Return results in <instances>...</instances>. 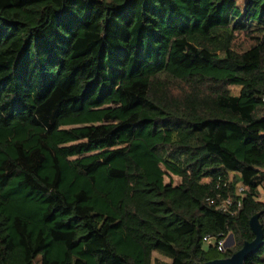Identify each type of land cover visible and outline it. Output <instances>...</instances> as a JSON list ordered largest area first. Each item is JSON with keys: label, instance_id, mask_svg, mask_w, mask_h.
Here are the masks:
<instances>
[{"label": "trees", "instance_id": "trees-1", "mask_svg": "<svg viewBox=\"0 0 264 264\" xmlns=\"http://www.w3.org/2000/svg\"><path fill=\"white\" fill-rule=\"evenodd\" d=\"M259 189L264 0H0V264H264Z\"/></svg>", "mask_w": 264, "mask_h": 264}, {"label": "rangeland", "instance_id": "rangeland-1", "mask_svg": "<svg viewBox=\"0 0 264 264\" xmlns=\"http://www.w3.org/2000/svg\"><path fill=\"white\" fill-rule=\"evenodd\" d=\"M242 2L238 3V5L241 6ZM252 44V40L250 37L244 33L239 34L236 38L235 45H234V50L237 52H242L243 50L247 49L250 47ZM194 64V61L192 58L187 56L185 51L183 49H178L175 48L172 50L170 58H169V63H168V70L171 74L176 75V76H182L185 74L187 69ZM230 94L233 96H237L239 93L240 88L237 86H232L229 88ZM179 90L174 88V93H178ZM165 183L171 182L173 185H177L180 180L177 177L167 175L164 179ZM259 198L258 200L262 203H264V190L259 189ZM230 236V235H229ZM228 236V237H229ZM228 237L226 238V242L223 245V248L230 246L228 245ZM169 261L165 259L164 257L160 256L157 253H154L152 255V264H158V263H163L166 264ZM36 264H40L39 260L36 262Z\"/></svg>", "mask_w": 264, "mask_h": 264}, {"label": "water", "instance_id": "water-1", "mask_svg": "<svg viewBox=\"0 0 264 264\" xmlns=\"http://www.w3.org/2000/svg\"><path fill=\"white\" fill-rule=\"evenodd\" d=\"M259 214L254 215L249 221V227L254 235L251 242H245L240 250L231 257L223 260H215L208 264H244V261L254 254L263 244V235L260 223L258 221ZM228 245L233 244V237L230 235L227 241Z\"/></svg>", "mask_w": 264, "mask_h": 264}, {"label": "built area", "instance_id": "built-area-1", "mask_svg": "<svg viewBox=\"0 0 264 264\" xmlns=\"http://www.w3.org/2000/svg\"><path fill=\"white\" fill-rule=\"evenodd\" d=\"M238 191H239V193L243 192V188H239ZM229 205H230V202L227 200V201H225V202L223 203V205H222V207H220V209H223V208H225V207H228ZM204 240L206 241L207 238L204 239ZM225 242H226V239H225L223 242H220V243H219V245H218L219 250H222V249H223V245H224Z\"/></svg>", "mask_w": 264, "mask_h": 264}]
</instances>
